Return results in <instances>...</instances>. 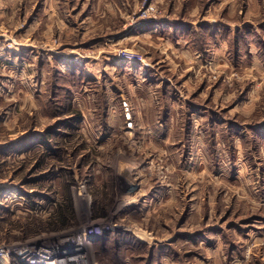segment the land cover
<instances>
[{
    "label": "rangeland",
    "instance_id": "obj_1",
    "mask_svg": "<svg viewBox=\"0 0 264 264\" xmlns=\"http://www.w3.org/2000/svg\"><path fill=\"white\" fill-rule=\"evenodd\" d=\"M82 1L72 0V31L33 36L20 23L0 35L6 49L54 53L46 98L32 96L25 69L29 94L9 86L0 95V247L94 233L97 264H264V0H131L116 12L106 0ZM92 9L97 24H81ZM181 21L236 31L229 62L208 57L206 31H185L200 63L186 65L169 47L174 35L134 31ZM134 32L133 41L114 40ZM151 55L164 59L170 90L188 73L224 101L189 97L164 131L144 129L133 76ZM100 60L124 64L100 68ZM191 102L220 113L210 115L216 124L206 118L193 130Z\"/></svg>",
    "mask_w": 264,
    "mask_h": 264
},
{
    "label": "crops",
    "instance_id": "obj_2",
    "mask_svg": "<svg viewBox=\"0 0 264 264\" xmlns=\"http://www.w3.org/2000/svg\"><path fill=\"white\" fill-rule=\"evenodd\" d=\"M75 3H77V1ZM88 3H90V0H83L81 2V8ZM106 3L110 6V12L113 10L116 12V10L120 9H123L124 11L130 9L128 3H132V1L106 0ZM92 11L95 15L90 13ZM90 12V14L88 13L82 19L81 24L90 21L93 22V24H97L100 16L96 15V9H92ZM71 13L72 0H0V35L12 36L14 34L12 31H18V25L20 23H25L26 27L24 28V31L33 36L41 33L43 36L47 37L52 35L53 31H72ZM200 22L201 23H197L194 26L192 25L194 23L187 21L175 23L169 22L170 24H167V22H161L134 31H138L139 33L143 31L142 33L147 40L153 36L160 40L168 34L174 35L173 39L175 42L169 44L172 51L175 52L177 56L184 59V62L192 61L198 64L200 63L196 60V57H194L196 56L197 50L195 48L194 50L189 46V42L185 38V35L188 32L185 33V31H206L208 57L211 56L213 60L215 59L218 62L221 60H228L229 62L227 41L230 40L231 35H234L236 31H232L228 26L226 28L225 25L214 27L213 25H210L208 21H205L206 23L202 21ZM190 23L193 27L189 26ZM177 31H181V33L178 34ZM138 32L121 35L115 37V39L111 37V39L119 42L133 41L132 39L137 37ZM99 41L102 42L103 40L100 39ZM148 44L154 45H149L154 49L159 47L158 44L153 42ZM66 56L68 57V55H64L63 57ZM160 58L161 57H153L152 55L148 56L147 60L141 63L140 71H135L133 76L134 78H137L133 94H136V99L141 102L139 105L140 112H142L143 116H146L147 119L153 114V120H144V122H148L147 125L145 123L143 124L146 126L144 129L147 130H152L156 127L157 130L164 131L166 129L165 127L173 122L171 119L172 116L175 115L178 117L181 113H184L180 110H183L185 106H187L189 97H191L190 99H192V101L193 99L200 100L199 98H203L210 99L212 103H215V101L222 96L216 89H207V85H201L198 87V83H196V81L194 83L193 78L188 73L185 75L180 74L181 76L178 81V86L181 87V90H170L169 88L173 87V84L172 81L161 75L163 69L166 68V65H164V59L160 60ZM51 59H54V53L48 51L39 52L38 49L32 45L30 47L16 45L12 50L6 49L3 39L0 38V95H2L3 90L9 86L10 90L13 92L15 91L16 94H29L27 84L23 78L25 69V72L27 73L26 82L30 85L29 89L31 90L32 96L37 100H43L46 98L45 95H48L49 87L46 88V75L47 68L52 66ZM122 64L124 63L120 60H114L113 62L109 60H100L96 66L114 70ZM182 64L186 65V62ZM173 65V67L179 66L175 63H173ZM253 65L257 66V63L253 61ZM37 68H40V70ZM15 92L13 94H15ZM156 95H159L158 102ZM224 97L225 96H222V101H224ZM167 100L172 101L171 103L173 104L168 103ZM176 100L178 104L177 107H175V102H173ZM191 106H193V109H191L189 114V126H191L193 130L196 129V126H199L200 122L203 123L206 122L207 119H211L210 115L215 116L220 114L217 111L210 113V110L207 107L198 105L197 103L193 104V102H191ZM153 108L155 109L154 111H152ZM231 111L232 110L227 111V115H230ZM150 113L152 114L150 115ZM222 114H224L223 111ZM154 117L157 118L154 119ZM227 122L228 120L225 122V119L220 117L219 123L217 124L227 125L229 130L231 124H226ZM215 124L216 121L214 117L211 126Z\"/></svg>",
    "mask_w": 264,
    "mask_h": 264
},
{
    "label": "built area",
    "instance_id": "obj_3",
    "mask_svg": "<svg viewBox=\"0 0 264 264\" xmlns=\"http://www.w3.org/2000/svg\"><path fill=\"white\" fill-rule=\"evenodd\" d=\"M154 9L149 7L143 12L144 18ZM151 21V19H146ZM122 59L134 61L133 55L123 52ZM95 234L63 239L50 247H0V264H97L90 259Z\"/></svg>",
    "mask_w": 264,
    "mask_h": 264
}]
</instances>
